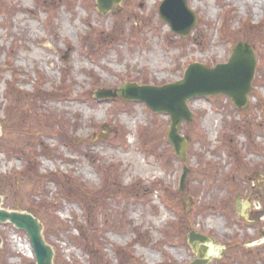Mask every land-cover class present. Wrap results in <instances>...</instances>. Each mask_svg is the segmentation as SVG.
Returning a JSON list of instances; mask_svg holds the SVG:
<instances>
[{
	"label": "rangeland",
	"instance_id": "374dc122",
	"mask_svg": "<svg viewBox=\"0 0 264 264\" xmlns=\"http://www.w3.org/2000/svg\"><path fill=\"white\" fill-rule=\"evenodd\" d=\"M162 1L123 0L102 15L94 0H0L3 204L44 223L56 264L91 263L73 239L81 230L102 264H191L192 231L211 239L208 264H264V0H187L197 24L185 39L159 19ZM239 43L257 61L248 106L190 100L183 160L166 143L168 116L92 99L171 84L191 63L226 64ZM0 235V264H34L25 234Z\"/></svg>",
	"mask_w": 264,
	"mask_h": 264
},
{
	"label": "water",
	"instance_id": "95a60500",
	"mask_svg": "<svg viewBox=\"0 0 264 264\" xmlns=\"http://www.w3.org/2000/svg\"><path fill=\"white\" fill-rule=\"evenodd\" d=\"M123 0H96L100 12L106 13ZM160 19L167 23L173 34L183 38L189 36L196 26L197 19L188 9L187 0H164L159 7ZM66 61V59H65ZM255 58L249 46L239 43L232 49L227 64L206 68L203 65L192 64L185 71L182 80L162 87L138 86L126 84L115 92L99 91L96 98L121 97L128 101L143 102L153 113H165L170 116V128L167 139L175 154L184 158L187 139L179 134L181 123L189 122L192 115L187 108V101L197 96H229L237 108L247 104V95L251 92V82L255 70ZM4 124L0 120V137ZM187 169L180 181L183 188ZM238 212V211H237ZM0 224L11 225L15 230L25 233L34 251L36 264H55L54 249L44 239V225L32 213L20 210H8L3 207V197L0 196ZM189 245L197 254L191 264H207L205 243L210 240L201 235L190 233ZM200 244V245H199ZM199 245V246H198ZM198 246V247H197ZM2 239L0 237V250Z\"/></svg>",
	"mask_w": 264,
	"mask_h": 264
},
{
	"label": "trees",
	"instance_id": "16d2710c",
	"mask_svg": "<svg viewBox=\"0 0 264 264\" xmlns=\"http://www.w3.org/2000/svg\"><path fill=\"white\" fill-rule=\"evenodd\" d=\"M23 122H24V119H23ZM21 124H22V121H21ZM19 128L22 129L21 126ZM70 187L71 186H65L64 187V191L67 192V193L71 192L70 191ZM0 194L4 195L3 191H2L1 180H0ZM43 210H45V209H43ZM61 228H62V225L59 226L58 230L59 231L62 230ZM78 232H79L78 236L74 237L73 239L79 241L80 242V246L82 247V250L84 252H86V254H89L92 257V261H91L90 264H102L101 261H100V257L97 256L99 254H98V252H96L97 248L101 247V245L97 244V242L94 244V240H93V242H90L89 239H88L89 233L84 232L82 230H81V232L80 231H78Z\"/></svg>",
	"mask_w": 264,
	"mask_h": 264
},
{
	"label": "bare ground",
	"instance_id": "6f19581e",
	"mask_svg": "<svg viewBox=\"0 0 264 264\" xmlns=\"http://www.w3.org/2000/svg\"><path fill=\"white\" fill-rule=\"evenodd\" d=\"M206 249H207V251H206L207 252L206 253L207 258H209L211 254H215L214 253L215 251H214V248L212 245H210V244L206 245ZM27 251L30 252L29 247H28Z\"/></svg>",
	"mask_w": 264,
	"mask_h": 264
}]
</instances>
